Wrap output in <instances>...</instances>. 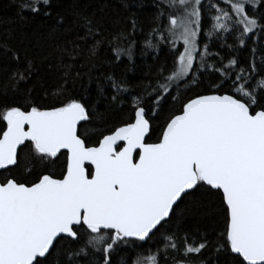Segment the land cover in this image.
<instances>
[{
	"label": "snow or ice",
	"instance_id": "6c2138e0",
	"mask_svg": "<svg viewBox=\"0 0 264 264\" xmlns=\"http://www.w3.org/2000/svg\"><path fill=\"white\" fill-rule=\"evenodd\" d=\"M53 3L20 0L18 15L50 16ZM153 6L141 54L166 50L172 63L139 90L102 75L95 104L86 95L50 107L0 101V264H159L158 246L182 256L177 264L193 255L199 264H264V0ZM129 21L110 41L111 61L135 55L142 28L135 14ZM81 27L95 55L101 30L87 16ZM0 50L16 62L18 89L33 64L6 42ZM78 54V45L63 53ZM169 101L179 107L153 140ZM98 104L115 113L111 126ZM206 197L222 212L220 230L187 226Z\"/></svg>",
	"mask_w": 264,
	"mask_h": 264
},
{
	"label": "trees",
	"instance_id": "16d2710c",
	"mask_svg": "<svg viewBox=\"0 0 264 264\" xmlns=\"http://www.w3.org/2000/svg\"><path fill=\"white\" fill-rule=\"evenodd\" d=\"M19 3L20 0H0V43L6 42L7 47L18 53L22 61H31L32 74L28 82L18 89L14 88L11 75L16 70V62L0 50V101L23 105L31 100L41 107H50L59 100L86 95L95 104L99 83L97 78L102 75H114L117 79H124L139 90V85L154 80L161 65L167 63L171 67L172 62L167 59L166 50L160 53L148 50L146 55L141 54L143 38L150 31L149 26L155 11L154 0H129L130 10L122 6L121 0H54L50 16L34 15L30 12L18 15ZM133 14L142 28V31L138 29L135 33V55L132 61H128L126 57L119 63L111 61L110 41L116 33L130 30L129 17ZM84 16L92 19L93 24L101 30L104 40L95 55L90 53L92 42L85 43L80 39L84 35L81 27ZM60 20H63L62 24L59 23ZM253 40L259 43L256 37ZM249 43L251 46L252 42ZM74 45L79 46V54L72 61L63 53L65 48L72 49ZM217 50V47L212 46L213 52ZM219 52L221 55L225 54L224 49H219ZM242 52L241 59L249 55L245 50ZM69 64L71 67H68ZM66 73H69L67 78ZM60 91L64 93L62 97L57 95ZM96 107L111 126L116 118L115 113L106 111L104 104ZM178 107L179 104L175 101H169L165 105L161 118L155 122L157 127L152 136L153 140L159 135L158 126L163 124L170 110ZM96 123L100 128L103 127V122L99 119ZM89 135H95L91 128ZM55 171L59 172V165L55 167ZM216 203L213 197L204 198L200 212L187 217V226L192 230L199 228L209 232L212 229H222L223 215L214 206ZM158 247L159 264H177V260L183 259L171 250L165 253L162 246ZM156 250L155 247L148 248L153 253ZM190 264H199V257L193 255Z\"/></svg>",
	"mask_w": 264,
	"mask_h": 264
},
{
	"label": "rangeland",
	"instance_id": "374dc122",
	"mask_svg": "<svg viewBox=\"0 0 264 264\" xmlns=\"http://www.w3.org/2000/svg\"><path fill=\"white\" fill-rule=\"evenodd\" d=\"M179 45V44H178ZM178 45H176V46H178ZM181 46V45H180Z\"/></svg>",
	"mask_w": 264,
	"mask_h": 264
}]
</instances>
